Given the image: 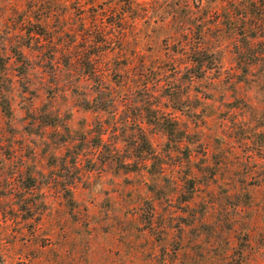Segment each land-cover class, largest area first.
Segmentation results:
<instances>
[{"label":"rangeland","instance_id":"374dc122","mask_svg":"<svg viewBox=\"0 0 264 264\" xmlns=\"http://www.w3.org/2000/svg\"><path fill=\"white\" fill-rule=\"evenodd\" d=\"M31 5L0 14V264H264V0Z\"/></svg>","mask_w":264,"mask_h":264},{"label":"trees","instance_id":"16d2710c","mask_svg":"<svg viewBox=\"0 0 264 264\" xmlns=\"http://www.w3.org/2000/svg\"><path fill=\"white\" fill-rule=\"evenodd\" d=\"M20 4H23V5L25 4L26 10H24V12L27 15L23 18H26V20L30 22L32 18H34V17L32 18L30 17L31 14L36 13L38 10L36 7L31 5V0H12V1L11 0H3V1L0 0V14H4V13L8 14L9 12H15L17 9H19L18 7L20 6L18 5ZM8 18H11V16H9ZM244 20H242V22ZM229 21H233V19L229 17ZM197 64H198V67L202 66L201 61H198Z\"/></svg>","mask_w":264,"mask_h":264}]
</instances>
